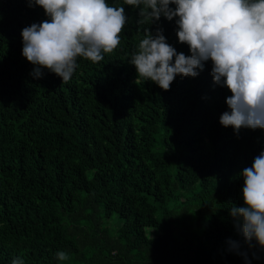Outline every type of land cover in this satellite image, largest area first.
<instances>
[{"label":"trees","instance_id":"16d2710c","mask_svg":"<svg viewBox=\"0 0 264 264\" xmlns=\"http://www.w3.org/2000/svg\"><path fill=\"white\" fill-rule=\"evenodd\" d=\"M106 2L128 17L120 45L100 62L78 57L65 83L47 69L35 77L22 55V29L44 10L0 0V264H264L230 215L264 129L220 124L232 94L211 61L168 91L137 80L145 29L189 47L175 19L151 24Z\"/></svg>","mask_w":264,"mask_h":264},{"label":"clouds","instance_id":"9594fccd","mask_svg":"<svg viewBox=\"0 0 264 264\" xmlns=\"http://www.w3.org/2000/svg\"><path fill=\"white\" fill-rule=\"evenodd\" d=\"M29 7L39 6L47 17L22 29V55L36 66L33 75L43 76L47 69L63 82L71 80L78 67L77 58L94 63L104 59L120 43L127 23L123 6H110L106 0H26ZM139 9L144 21L155 24L164 17L173 21L181 44L190 55L177 53L167 43L163 28L145 29L130 64L137 80H151L168 91L176 76L197 77L211 61L215 84L227 87L230 111L219 122L241 128L264 129V0H124ZM174 5L175 7H171ZM243 178V206L232 207L230 215L245 241L264 248V151L251 167L239 174ZM233 247L237 245L235 242ZM60 261L68 253L57 252ZM12 264H24L17 257Z\"/></svg>","mask_w":264,"mask_h":264}]
</instances>
